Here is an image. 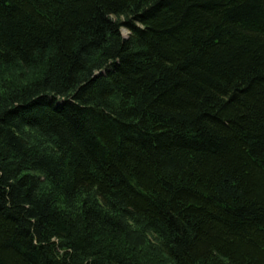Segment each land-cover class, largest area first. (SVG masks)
I'll use <instances>...</instances> for the list:
<instances>
[{
  "label": "trees",
  "instance_id": "trees-1",
  "mask_svg": "<svg viewBox=\"0 0 264 264\" xmlns=\"http://www.w3.org/2000/svg\"><path fill=\"white\" fill-rule=\"evenodd\" d=\"M41 62L0 92V264H264V0H0L1 69Z\"/></svg>",
  "mask_w": 264,
  "mask_h": 264
},
{
  "label": "rangeland",
  "instance_id": "rangeland-1",
  "mask_svg": "<svg viewBox=\"0 0 264 264\" xmlns=\"http://www.w3.org/2000/svg\"><path fill=\"white\" fill-rule=\"evenodd\" d=\"M121 31L123 35L127 34L125 29H122ZM43 66L44 64L41 62L26 69H22L21 67H10L3 70L0 67V92L6 94V92L10 91L12 88L19 87V85H24L25 82H21V80L26 76V80L38 76ZM33 139L37 143H41L43 147L48 149L50 148V144L42 137L34 135ZM44 186L49 187L48 183H44ZM136 233L140 234V239L138 242L134 241L135 244H133V246L136 250L138 258L141 259L142 264H168V260L162 255L153 254L151 239L138 230Z\"/></svg>",
  "mask_w": 264,
  "mask_h": 264
}]
</instances>
